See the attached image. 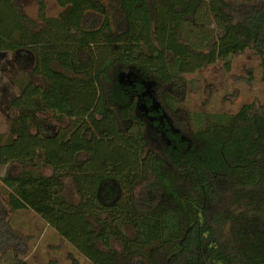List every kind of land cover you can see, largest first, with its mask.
Listing matches in <instances>:
<instances>
[{"label":"trees","instance_id":"16d2710c","mask_svg":"<svg viewBox=\"0 0 264 264\" xmlns=\"http://www.w3.org/2000/svg\"><path fill=\"white\" fill-rule=\"evenodd\" d=\"M56 1L59 18L42 6L28 33L36 23L0 0V53L20 76L0 135V165L18 169L1 178L0 255L28 252L9 209L35 212L91 264H264V108L195 115L206 124L174 123L153 145L137 106L148 89L173 120L181 76L229 70L245 50L264 82V0Z\"/></svg>","mask_w":264,"mask_h":264},{"label":"rangeland","instance_id":"374dc122","mask_svg":"<svg viewBox=\"0 0 264 264\" xmlns=\"http://www.w3.org/2000/svg\"><path fill=\"white\" fill-rule=\"evenodd\" d=\"M15 11L36 23V28H28V33H37L44 27L41 8L45 19L59 18L62 9L56 0H10ZM1 4L0 13L7 9ZM3 16V15H2ZM7 20L9 16L5 15ZM9 21V20H8ZM15 35V34H14ZM13 54L9 51L0 53V135H6L9 128V118L12 115L11 102L18 96L14 83L17 76ZM19 76V75H18ZM17 76V77H18ZM20 77V76H19ZM251 77V79H249ZM180 88L173 87L172 95L178 100L173 102L175 119L185 124L190 134L206 123L195 122L201 117L236 114L244 106L264 108V82L261 80V66L258 58L250 51L233 55L230 58L229 70L222 61L208 65L200 71L181 76ZM206 121V120H205ZM5 138L3 139V141ZM18 172L16 166L0 165L1 178L7 171ZM43 175H49L48 169L41 170ZM67 195L75 200V192L68 183ZM10 228L28 238V252L14 259L11 251L0 255V264H91L75 248L63 240L58 233L32 210L12 212L8 209Z\"/></svg>","mask_w":264,"mask_h":264},{"label":"flooded vegetation","instance_id":"af4514ba","mask_svg":"<svg viewBox=\"0 0 264 264\" xmlns=\"http://www.w3.org/2000/svg\"><path fill=\"white\" fill-rule=\"evenodd\" d=\"M121 77H123V75ZM147 92L148 89L137 95V106H140L138 109L141 111L143 116L146 117L143 120L145 123V135L153 145L165 142L169 143V138L166 136V132L170 129H174V132L178 133L179 129L174 126V123L177 126L183 123H181V121H175L174 116H172L174 117L173 120L170 117L168 118L164 113V110L161 108L162 104L156 100V97H153V102L147 106L144 101V97ZM177 122L181 124H178ZM155 123H158V125H155ZM159 126H161V128H159Z\"/></svg>","mask_w":264,"mask_h":264}]
</instances>
